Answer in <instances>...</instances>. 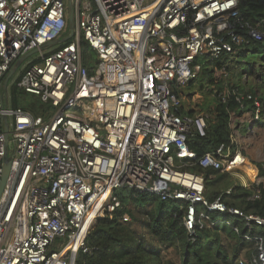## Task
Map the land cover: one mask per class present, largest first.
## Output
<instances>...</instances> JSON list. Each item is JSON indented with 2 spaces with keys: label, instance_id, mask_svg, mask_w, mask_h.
<instances>
[{
  "label": "built area",
  "instance_id": "1",
  "mask_svg": "<svg viewBox=\"0 0 264 264\" xmlns=\"http://www.w3.org/2000/svg\"><path fill=\"white\" fill-rule=\"evenodd\" d=\"M67 2L0 0V180L3 117L7 149L13 142L0 194V264H77L80 254L91 252L86 238L94 222L120 206V191L177 204L191 240L203 217L236 233L241 231L236 219L244 227L264 226L263 216L221 196L207 200L203 173L219 169L233 176L252 163L241 139L254 138L264 127V92L221 93L222 102L232 95L238 107L229 113L228 142L198 157L199 172L181 164L183 157L194 156L190 137L206 135L208 115L183 110L180 94L210 60L228 57V64L241 49L244 57L257 54L249 48L256 42L264 53V19L242 23L240 0H72L71 38L35 53L15 82L39 97L48 115L10 106L3 91L6 73L20 56L68 33ZM82 39L95 55L88 65ZM248 63L253 73L243 67L241 73L263 85L264 54ZM217 70L225 73L224 67ZM208 89L218 92L213 85ZM246 109L248 117L233 128L235 112ZM261 153L264 157V142ZM259 170L249 185L235 184L253 187L248 200L259 199L264 190ZM235 185L224 192L230 195ZM198 205L220 216L197 214ZM241 236L253 241L247 264H264L263 237Z\"/></svg>",
  "mask_w": 264,
  "mask_h": 264
},
{
  "label": "trees",
  "instance_id": "2",
  "mask_svg": "<svg viewBox=\"0 0 264 264\" xmlns=\"http://www.w3.org/2000/svg\"><path fill=\"white\" fill-rule=\"evenodd\" d=\"M239 13L242 23L255 25L258 20L264 19V0H240ZM80 48L83 63L88 65L90 57L95 56L94 52L84 39L80 42ZM249 48L257 51L260 44L251 43ZM227 58L210 60L202 70L199 87L213 85L220 94L214 97L216 103L212 112L215 114L211 119L207 118L206 135H193L188 141V147L194 156L183 157L184 169L202 171L203 169L196 163L198 157L207 151L215 150L220 143L228 142L229 113L235 110L238 104L232 95L227 101L222 102L221 93L226 89L240 91L241 88L239 85H220L216 82L218 79L214 76V70L221 67L227 70ZM241 67H243L242 63ZM243 68L246 71L249 70L250 63L247 62ZM20 75L21 73L17 75L9 88L8 104L12 107L20 106L36 115L40 113L39 108H43L45 104L39 97L17 88L15 82ZM261 95L264 106V93ZM21 97L27 101L36 98V101H29L27 105L22 106L19 104ZM186 112L194 113L193 110ZM258 166L259 174H263L264 169L261 168V164ZM203 173L204 196L207 200L211 201L221 196L229 205L238 206L245 211L264 217V190L259 199L248 200L247 197L252 194L253 187L244 188L235 185L232 193L228 195L217 187L213 188L216 181L228 173L219 169H205ZM234 174L239 183L248 185L253 178L254 169L246 163L241 170L234 171ZM119 197L120 206L113 213H107L94 222L86 238L91 252L80 254L77 264H238L239 259L247 264L249 254L253 251V241L243 239L242 232L261 235L264 240V226L244 227L243 223L236 219L235 223L241 229L240 233H236L229 225L211 224L206 217L197 221L194 228V240H191L190 234L182 223V211L174 202L169 208L170 201L136 191H120ZM196 211L197 214L205 211L210 218L220 216V213L207 211L199 205ZM124 214L129 216L128 221L122 219Z\"/></svg>",
  "mask_w": 264,
  "mask_h": 264
},
{
  "label": "rangeland",
  "instance_id": "3",
  "mask_svg": "<svg viewBox=\"0 0 264 264\" xmlns=\"http://www.w3.org/2000/svg\"><path fill=\"white\" fill-rule=\"evenodd\" d=\"M244 50L241 49L240 50V56L237 57L236 59L231 60V62L228 63V68L227 70H225V73H222L221 71L217 70L214 71V76L218 79L216 82H219L220 85H239L240 92L244 93L245 90H252L253 88H256V90H261V88H263V85L261 84H257L255 82L254 79V75H250L247 76L248 78L246 79V76H244L241 73V63H246L249 61H253V59L258 58L259 55H263V50L262 49H258L257 50V54H252L249 53L247 54V56H243ZM33 57L30 56L28 57L20 66V68L17 70V72L15 73V75L10 79L8 85H7V94L9 95V88L10 86L14 83V79L17 77L18 74L21 73L22 69H23V65L30 60ZM239 61V62H238ZM249 73H253V70H249ZM256 74L258 75V71L256 72ZM202 75V73H201ZM200 75V77H201ZM200 77L198 79V83L200 80ZM260 88V89H259ZM181 98H182V107L183 110H190L192 109L193 112H204L206 113L208 116L210 114V117H208V119H211L212 116H214L213 114V109L215 108V103L216 100L214 97H216L219 93H216L215 95L211 92V90L208 89V86L205 85L204 87L200 88L199 85L197 83L192 84H186L181 88ZM29 101H36L35 99H29L28 101L24 98L21 97L19 100V104H21L22 106H25L28 104ZM40 113H36V115H39L41 117H45L48 115L50 109L47 105H44L43 108H39ZM212 114H211V113ZM256 137H261L264 138V127L261 126L258 129V132L256 134ZM264 141H262L263 143ZM248 145H255V144H248ZM262 145V144H261ZM260 145V147H261ZM9 152L12 153L13 152V142L10 139L9 142ZM258 154V155H257ZM257 154H253V159H252V163H264V158H262V154L261 151L259 150ZM181 166H183L181 164ZM225 173H227L226 171H224ZM223 173V172H222ZM213 176V175H212ZM215 177V176H214ZM210 179V178H209ZM238 179H236L235 174L233 176L227 174L224 177H222L220 180H217L216 183L214 184L213 188L217 187L219 188V190L221 192L225 191L227 188L235 185L236 183H238ZM210 189H212L211 186H209ZM172 207V202L169 204V208Z\"/></svg>",
  "mask_w": 264,
  "mask_h": 264
},
{
  "label": "water",
  "instance_id": "4",
  "mask_svg": "<svg viewBox=\"0 0 264 264\" xmlns=\"http://www.w3.org/2000/svg\"><path fill=\"white\" fill-rule=\"evenodd\" d=\"M67 21H68V33L61 37L54 39L48 43H46L44 46H41L40 48H35L28 53L20 56L10 67L8 72L6 73L4 80H3V91H6L7 85L10 81V79L15 75L17 72L19 66L30 56L34 55L37 53L39 50H42L44 47H53L55 45H58L59 43H63L67 40H69L73 34V7H72V0H68L67 2ZM3 135H4V155L2 159V171H1V180H0V194L5 186L8 174H9V169H10V164H11V157L8 154V138H9V129H8V121L6 117H3Z\"/></svg>",
  "mask_w": 264,
  "mask_h": 264
},
{
  "label": "crops",
  "instance_id": "5",
  "mask_svg": "<svg viewBox=\"0 0 264 264\" xmlns=\"http://www.w3.org/2000/svg\"><path fill=\"white\" fill-rule=\"evenodd\" d=\"M195 83L198 84V82H195ZM195 83H192V84H195ZM262 91L264 92V89H262ZM180 93H181V89H180ZM190 110H192V109H190ZM185 111H189V110L187 109ZM245 111H246V113H244V114H242L241 112H235V114L237 116L235 117L234 122L231 123L233 125V128H236L239 125L238 123L242 120V118L244 119L245 116L248 117L247 109ZM241 140H242V142H245L247 144L243 151H244L245 155L248 156L250 158V160L252 161V159L254 158L253 154H257L259 150L261 151L260 145L262 144V141H264V138L256 137V136L254 138L247 137V136L243 137V135H242V139ZM248 144H255V145L251 146V145H248ZM262 158H264L263 154H262ZM257 163H250V164L248 163L254 169V172L256 171V168L258 167ZM245 186H247V185H245Z\"/></svg>",
  "mask_w": 264,
  "mask_h": 264
},
{
  "label": "bare ground",
  "instance_id": "6",
  "mask_svg": "<svg viewBox=\"0 0 264 264\" xmlns=\"http://www.w3.org/2000/svg\"><path fill=\"white\" fill-rule=\"evenodd\" d=\"M254 174H255V172H254ZM253 176H254V175H253ZM252 179H253V178H252ZM251 181H252V180H251ZM251 181H250V183H251ZM250 183H249V184H250Z\"/></svg>",
  "mask_w": 264,
  "mask_h": 264
}]
</instances>
